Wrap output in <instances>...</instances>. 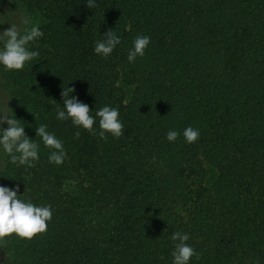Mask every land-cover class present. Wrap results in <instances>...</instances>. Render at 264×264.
Masks as SVG:
<instances>
[{"label": "trees", "instance_id": "16d2710c", "mask_svg": "<svg viewBox=\"0 0 264 264\" xmlns=\"http://www.w3.org/2000/svg\"><path fill=\"white\" fill-rule=\"evenodd\" d=\"M86 2L0 0L43 32L37 57L0 70V100L29 138L46 124L66 152L50 164L41 143L31 168L0 155V185L52 208L44 233L5 238L0 264H171L174 231L199 253L190 264H264V0ZM109 29L121 42L103 59L94 42ZM137 35L150 42L129 63ZM65 87L93 116L116 107L123 134L74 138L55 119Z\"/></svg>", "mask_w": 264, "mask_h": 264}, {"label": "clouds", "instance_id": "9594fccd", "mask_svg": "<svg viewBox=\"0 0 264 264\" xmlns=\"http://www.w3.org/2000/svg\"><path fill=\"white\" fill-rule=\"evenodd\" d=\"M85 6L88 9L96 7V0H87ZM7 23L9 27L0 31V70L4 72L22 70L25 64L32 61L39 53L30 50L29 45L34 44L43 36L39 24L33 22L30 16L22 10L12 19L11 22L0 21V24ZM103 38L94 42L93 52L103 59H107L120 44V36L112 29L107 30ZM150 42L147 35H137L132 40V46L128 50L127 61L132 63L137 57L145 55V49ZM74 89L65 87L62 89L63 109H58L55 119L58 121H70L77 129L74 138L80 136V129L87 131L90 135L98 136L101 140L119 138L123 134L119 111L116 107L108 105L100 107L95 116L90 114L89 106L78 100L73 93ZM8 101L0 100V155L7 156L9 162L16 166L31 168L39 160L40 144L48 149V162L60 165L66 158L63 142L53 132L47 130L46 124H39L35 127V137L29 138L25 133L24 125L9 112ZM96 124V127H94ZM181 135L176 130H169L166 133L168 142H175ZM200 132L191 126L186 127L182 136L184 142L191 144L197 141ZM19 186L12 187L0 185V246L6 241L5 238L15 235L18 239L30 240L36 234H42L47 229V222L52 218V208L48 204H34L30 198H21L18 195ZM173 242L171 252V264H190L195 257L199 260V253L187 243L189 234L187 232L174 231L170 237Z\"/></svg>", "mask_w": 264, "mask_h": 264}, {"label": "rangeland", "instance_id": "374dc122", "mask_svg": "<svg viewBox=\"0 0 264 264\" xmlns=\"http://www.w3.org/2000/svg\"><path fill=\"white\" fill-rule=\"evenodd\" d=\"M21 8H17L16 10H10V8L7 5H4L0 8V21H5V22H11L12 19L18 14V11H21ZM23 11V10H22ZM9 27V25L7 23L4 24H0V31H3L5 29H7ZM5 92L1 90L0 88V99L3 98V96H5ZM0 126V127H4Z\"/></svg>", "mask_w": 264, "mask_h": 264}]
</instances>
